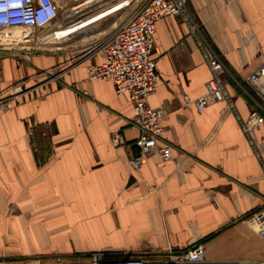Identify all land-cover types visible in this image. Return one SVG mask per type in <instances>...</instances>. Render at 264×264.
<instances>
[{"label":"crops","instance_id":"1","mask_svg":"<svg viewBox=\"0 0 264 264\" xmlns=\"http://www.w3.org/2000/svg\"><path fill=\"white\" fill-rule=\"evenodd\" d=\"M53 2L60 13L77 4ZM186 10L189 22L156 24L152 49L159 80L150 106L171 160L151 154L138 170L128 166L139 130L128 94L87 80L100 57L0 111V264L167 248L189 249L202 264H264V239L247 222L263 207L264 126L245 133L253 101L232 80L263 63L264 0H187ZM205 54L225 67L231 102L198 111L193 101L211 78ZM53 56L34 53L24 65L0 54V92L51 67Z\"/></svg>","mask_w":264,"mask_h":264},{"label":"built area","instance_id":"2","mask_svg":"<svg viewBox=\"0 0 264 264\" xmlns=\"http://www.w3.org/2000/svg\"><path fill=\"white\" fill-rule=\"evenodd\" d=\"M74 1L78 3L81 0ZM186 4L187 0H147L101 45V63H91L87 67L88 81L110 82L117 95L125 93L130 97L139 136L134 143L138 156L128 160L127 164L135 171L151 154L158 155L164 161L172 159L171 148L158 145L163 133L162 118L150 106V97L155 93L159 80L152 49L156 24L161 19L183 17L189 22ZM60 11L61 8L53 0H0V41L3 39L16 46L28 45L34 37V31L60 24ZM197 29V25L191 26L192 33ZM205 59L211 78L205 84V93L193 101L198 111H204L211 102L228 100L221 80L224 66L220 58L217 55L208 58L205 54ZM248 83L264 101V62L250 75ZM243 129L248 135L253 126L244 124ZM112 143L119 145L121 136L114 134ZM247 222L264 239V201L263 207L249 215ZM189 253L187 260L174 256L167 259L115 258L110 261L104 260L105 253H93L87 264H202L195 259L192 251Z\"/></svg>","mask_w":264,"mask_h":264},{"label":"rangeland","instance_id":"3","mask_svg":"<svg viewBox=\"0 0 264 264\" xmlns=\"http://www.w3.org/2000/svg\"><path fill=\"white\" fill-rule=\"evenodd\" d=\"M86 0H81L75 8ZM147 0H100L98 3L86 5L72 14L61 13L60 24L34 31V37L28 45H14L12 42L0 41V54L12 58H21L24 65H29L34 53L54 55V64L49 68H37L28 77L9 86L0 92V111L8 109L14 103L20 102L34 90L42 87L54 88L61 86L66 74L85 61L100 57L101 45L136 12ZM79 5V6H81ZM78 6V7H79ZM264 62V60H263ZM94 63V62H93ZM226 69L224 67V74ZM223 74V75H224ZM235 88L252 98L253 110L250 111L245 125L252 126L253 133L264 126V101L248 83V78L238 81L232 78ZM229 102L231 99L227 96ZM105 261L128 257H148L152 259H167L169 257L185 258L189 249L176 252L171 248L158 252H140L137 254L105 253ZM91 254L77 255H33L22 264H87Z\"/></svg>","mask_w":264,"mask_h":264},{"label":"bare ground","instance_id":"4","mask_svg":"<svg viewBox=\"0 0 264 264\" xmlns=\"http://www.w3.org/2000/svg\"><path fill=\"white\" fill-rule=\"evenodd\" d=\"M100 0H86L81 6H77L76 8L74 7V8H72L68 13L69 14H72V13H74L75 11H77V9H81V8H83L84 6H86V5H90V4H94V3H98ZM103 1V0H102ZM67 13V14H68ZM24 36H26V34L24 35Z\"/></svg>","mask_w":264,"mask_h":264}]
</instances>
